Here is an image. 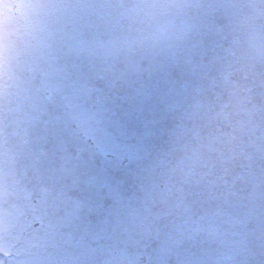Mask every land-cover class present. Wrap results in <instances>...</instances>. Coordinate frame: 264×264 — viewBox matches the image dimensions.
<instances>
[{
	"label": "rangeland",
	"instance_id": "obj_1",
	"mask_svg": "<svg viewBox=\"0 0 264 264\" xmlns=\"http://www.w3.org/2000/svg\"><path fill=\"white\" fill-rule=\"evenodd\" d=\"M0 264H264V0H0Z\"/></svg>",
	"mask_w": 264,
	"mask_h": 264
},
{
	"label": "flooded vegetation",
	"instance_id": "obj_2",
	"mask_svg": "<svg viewBox=\"0 0 264 264\" xmlns=\"http://www.w3.org/2000/svg\"><path fill=\"white\" fill-rule=\"evenodd\" d=\"M36 227H38V224H36Z\"/></svg>",
	"mask_w": 264,
	"mask_h": 264
}]
</instances>
